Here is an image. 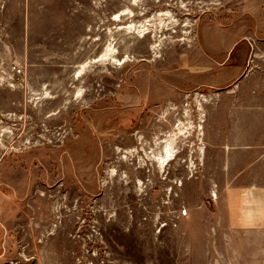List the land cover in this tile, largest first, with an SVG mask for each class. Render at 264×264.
<instances>
[{
    "label": "rangeland",
    "instance_id": "1",
    "mask_svg": "<svg viewBox=\"0 0 264 264\" xmlns=\"http://www.w3.org/2000/svg\"><path fill=\"white\" fill-rule=\"evenodd\" d=\"M263 142L264 0H0V264H264Z\"/></svg>",
    "mask_w": 264,
    "mask_h": 264
},
{
    "label": "crops",
    "instance_id": "2",
    "mask_svg": "<svg viewBox=\"0 0 264 264\" xmlns=\"http://www.w3.org/2000/svg\"><path fill=\"white\" fill-rule=\"evenodd\" d=\"M257 152L255 187L228 189L226 199L231 230L256 231L264 254V142Z\"/></svg>",
    "mask_w": 264,
    "mask_h": 264
},
{
    "label": "bare ground",
    "instance_id": "3",
    "mask_svg": "<svg viewBox=\"0 0 264 264\" xmlns=\"http://www.w3.org/2000/svg\"><path fill=\"white\" fill-rule=\"evenodd\" d=\"M176 135L177 134H172L170 137H167L164 141H161V143L159 144V157H154V162L157 163L160 171L164 170L166 166H168L169 163L176 158L177 152L174 147V145L176 144L175 141L177 140Z\"/></svg>",
    "mask_w": 264,
    "mask_h": 264
}]
</instances>
